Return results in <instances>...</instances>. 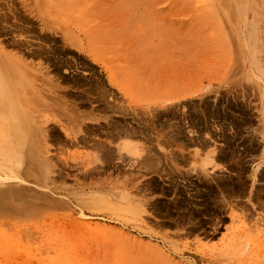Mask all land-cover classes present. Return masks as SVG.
<instances>
[{"label":"rangeland","instance_id":"374dc122","mask_svg":"<svg viewBox=\"0 0 264 264\" xmlns=\"http://www.w3.org/2000/svg\"><path fill=\"white\" fill-rule=\"evenodd\" d=\"M0 264H264V0H0Z\"/></svg>","mask_w":264,"mask_h":264},{"label":"bare ground","instance_id":"6f19581e","mask_svg":"<svg viewBox=\"0 0 264 264\" xmlns=\"http://www.w3.org/2000/svg\"><path fill=\"white\" fill-rule=\"evenodd\" d=\"M252 63V62H251ZM253 63H254V61H253ZM258 63V62H257ZM254 66H256V62H255V64H254ZM255 68H257V70H258V72L260 73V75L262 74V70L260 69V66H256Z\"/></svg>","mask_w":264,"mask_h":264}]
</instances>
